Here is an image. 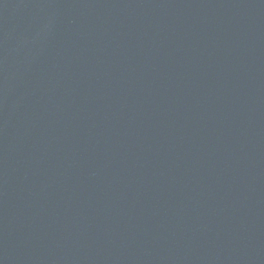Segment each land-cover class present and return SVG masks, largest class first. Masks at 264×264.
Returning a JSON list of instances; mask_svg holds the SVG:
<instances>
[{
    "label": "water",
    "instance_id": "obj_1",
    "mask_svg": "<svg viewBox=\"0 0 264 264\" xmlns=\"http://www.w3.org/2000/svg\"><path fill=\"white\" fill-rule=\"evenodd\" d=\"M0 264H264V0H0Z\"/></svg>",
    "mask_w": 264,
    "mask_h": 264
}]
</instances>
